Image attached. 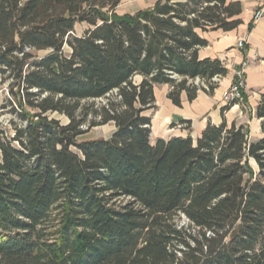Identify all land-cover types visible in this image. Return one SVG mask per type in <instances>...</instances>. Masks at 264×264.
Instances as JSON below:
<instances>
[{
	"label": "trees",
	"instance_id": "obj_1",
	"mask_svg": "<svg viewBox=\"0 0 264 264\" xmlns=\"http://www.w3.org/2000/svg\"><path fill=\"white\" fill-rule=\"evenodd\" d=\"M121 2L0 0L3 109L21 120L0 130V264H264V94L253 143L225 118L238 102L197 139L155 145L146 115L157 86L178 107L213 94L228 70L199 58L198 31L237 29L242 4L158 0L119 15ZM109 124V139L79 141Z\"/></svg>",
	"mask_w": 264,
	"mask_h": 264
},
{
	"label": "crops",
	"instance_id": "obj_2",
	"mask_svg": "<svg viewBox=\"0 0 264 264\" xmlns=\"http://www.w3.org/2000/svg\"><path fill=\"white\" fill-rule=\"evenodd\" d=\"M157 1L122 0L116 13L135 15L140 11L154 8ZM228 2L242 4L243 13L237 17L242 21V24L237 29L229 32L223 30L198 31L199 35L208 42L207 47L199 50V58L201 60L208 58L221 60L228 70V75L219 79L213 94L200 91L198 97L191 102L188 100L187 94L183 93L181 107L175 106L168 99L170 92L168 85L157 86L155 88L157 109L146 113L147 116L152 117V145H155L159 139L169 141L172 138L188 136L197 139L209 123L216 126L221 125L223 122L222 109L228 106L223 101V93L233 84L235 72L244 62L248 63L245 72L247 101L245 104L242 101L231 107L225 113V118L229 124L232 122L247 124L250 129L251 143L263 137L262 122L256 118V109L264 94V0H228ZM259 11L262 12V16L258 21H255V14ZM78 25H82L83 31L89 28L84 23ZM239 40H246V46L242 50L238 48ZM249 113L256 122L254 126L251 122H246ZM181 121H190L191 127L183 128L184 125L181 124ZM109 125L113 126L115 132L114 124ZM252 131L256 139H252Z\"/></svg>",
	"mask_w": 264,
	"mask_h": 264
},
{
	"label": "rangeland",
	"instance_id": "obj_3",
	"mask_svg": "<svg viewBox=\"0 0 264 264\" xmlns=\"http://www.w3.org/2000/svg\"><path fill=\"white\" fill-rule=\"evenodd\" d=\"M81 26L80 25L77 26L76 35H78V36H82L84 34V31H83ZM64 52L66 55H70L71 54L70 47L65 46ZM49 53H50V51H36V50L31 51V54H33V56H35L36 58L45 57ZM137 81H139V79H137ZM11 99H12V96L10 94L9 82L7 81L6 83L1 84V77H0V130L5 131L8 135H13V133H14V129H13L14 127H13L12 123L21 124V120L17 115L18 109H17V106L15 104L13 106H8V108H6V109H3V105H5ZM104 102H106L105 99L98 101V103H102V104ZM242 103H244V101ZM247 107H248V105H247ZM155 111H154V114H155ZM245 112H247V110H245ZM50 117L55 118L57 120H60L62 124H67L69 122L65 116L59 115L57 113L52 114ZM248 121L251 122L252 126H254V124L256 123L253 120V118L250 116V113L247 115L246 122H248ZM246 126H248V125L246 124ZM184 127H186V125H184L183 128ZM84 130H87V127H84ZM113 133H114V128L111 125L97 127V128L92 129L91 131L87 132L86 134L82 135L79 138V141L80 142H87V141H94V140H99V139H109ZM252 139H256L253 131H252ZM251 164L254 166L255 169H257L256 164L253 161L251 162ZM181 222H182V224L186 223L184 218L181 220Z\"/></svg>",
	"mask_w": 264,
	"mask_h": 264
},
{
	"label": "built area",
	"instance_id": "obj_4",
	"mask_svg": "<svg viewBox=\"0 0 264 264\" xmlns=\"http://www.w3.org/2000/svg\"><path fill=\"white\" fill-rule=\"evenodd\" d=\"M262 16V12H257L255 14L254 20L258 21L260 17ZM246 46V40H239L238 41V48L240 50L244 49ZM248 67V63L244 62L235 72V81L233 84L223 93V101L226 104H231L235 102H242L243 101V93L246 89V81H245V72ZM214 82H218L219 79L215 78L213 80ZM197 84L200 83V80H197ZM202 86L206 89H208V86L205 83H201ZM182 126H180L181 128Z\"/></svg>",
	"mask_w": 264,
	"mask_h": 264
}]
</instances>
